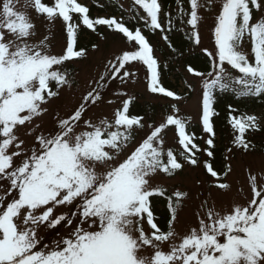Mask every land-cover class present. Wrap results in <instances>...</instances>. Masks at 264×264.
Returning <instances> with one entry per match:
<instances>
[{"label":"snow or ice","instance_id":"6c2138e0","mask_svg":"<svg viewBox=\"0 0 264 264\" xmlns=\"http://www.w3.org/2000/svg\"><path fill=\"white\" fill-rule=\"evenodd\" d=\"M31 12L47 25L62 22L61 52L53 50L51 27L41 35ZM128 12L131 21L91 17L78 0H0V264H264V152L258 166L244 165L242 182L232 179L237 154L256 156L252 135L264 133V115L229 106L232 139L219 162L213 119L217 90L264 96V0L179 5L194 45L201 44L206 14L214 16V49H203L211 71L187 67L203 80L199 123L206 139L181 114L185 95L163 84L145 35L159 31L175 51L172 14L160 0H133ZM100 27L125 47L106 56L81 91L80 72L70 64L102 50L109 37ZM84 29L100 41L90 49L79 43ZM141 68L146 91L168 99L158 120L130 111ZM102 106L112 107L111 115H98ZM170 131L179 150L167 143ZM197 168L210 178L195 180V223H185L190 191L165 184ZM159 198L166 201L163 220ZM50 230L59 238L49 244L41 233Z\"/></svg>","mask_w":264,"mask_h":264},{"label":"rangeland","instance_id":"374dc122","mask_svg":"<svg viewBox=\"0 0 264 264\" xmlns=\"http://www.w3.org/2000/svg\"><path fill=\"white\" fill-rule=\"evenodd\" d=\"M78 1L82 3H86L87 5H90L91 3V0H78ZM101 1L102 3H104L107 2L108 0H101ZM130 1L131 0H118V3H120V5L123 8V11L126 12L127 15H129L128 10L132 7ZM31 15L34 18H36L37 23L40 25L39 31L41 35L47 34L48 28L51 27L52 29L51 34L53 36L52 43L54 46L53 50L57 53L61 52L66 45V35L65 32L63 31L62 22L60 20H57L55 25L51 26L41 22V19L39 17H36L35 12H31ZM105 15L108 14L105 13ZM256 18L260 19L259 13H256ZM185 27L187 28L186 25ZM213 27H214V16L211 14H206L205 20L201 27V36H202L201 44L196 45L199 51H203V49L205 48H207L209 51H212L214 49V37L212 34ZM106 35H108L109 37L108 41L102 44V50L100 52L92 53L89 60L83 64H73L77 68V71L80 72V76L78 77V79L82 83L81 91H83L84 87H86L85 81L90 76L95 74L94 69H98V70L103 69L105 57L110 56L113 52H118L121 48L125 47L124 41L119 39L118 37H115L113 34L109 33L108 30L106 31ZM159 38L162 42L164 41L162 39V34ZM248 47L250 48V44L248 45ZM160 59L162 60V57ZM181 72L182 75L184 76V80L180 81L179 91L180 92L186 91L189 93L188 96H185L186 103L180 105L182 109L181 114L186 116H191L192 117L191 127L198 126L202 131V127L199 123V116L201 113V97H202V89H203V80L199 77L188 74V72L185 71L183 68ZM138 76L140 82L136 85V87H134L131 90V92H134L136 94L137 102L140 103L151 102L159 107L168 104L167 99H161L157 95L149 94L146 91L145 72L143 68L139 69ZM189 84L192 86L191 89L188 88ZM219 92L217 90L215 93V96L217 98H219ZM225 93H229V92L226 91ZM244 98L247 97H241L235 93L233 95L232 100H230L227 105L237 109L238 102ZM120 103L121 100H118L117 105L115 106H119ZM69 106H71V104H69ZM95 111L97 112L98 115L102 112L111 115L112 107L102 106L101 108L96 109ZM163 113L164 111L158 108V110L154 113L152 118L158 120L160 119ZM247 113L264 115V108L258 109L255 112L250 110L247 111ZM47 119L50 120L51 117L49 116ZM141 135H143V133H141ZM203 137L206 139L207 134L203 133ZM167 143L168 145L172 146L175 149L179 148L178 137L175 136L174 132L170 131L168 133ZM261 152L264 151H256V156L254 158L253 157L243 158L239 154H237L235 160H233L232 162L233 168L235 169V174L233 175L232 179L237 182H242L246 174V169L244 165L247 163H255L258 166L260 163L259 157ZM197 178H203L207 180L210 177L205 174V171L202 168L189 169L187 172L184 173L182 177L178 178L177 180H169L165 184V186L168 187L169 190H172L174 187H180L182 190L190 191V194L193 197V199L188 200L186 202V206L181 211V218L182 220L185 221V223H193V224L195 223V217L193 216V211L196 209L197 204L199 203V200L195 199L196 193L199 191V189L195 186V180ZM58 211L65 212L67 211V209L61 208ZM41 235L43 236L45 242H48L49 244L51 243L52 240L59 238V236L55 235L54 231L51 230L42 231Z\"/></svg>","mask_w":264,"mask_h":264},{"label":"trees","instance_id":"16d2710c","mask_svg":"<svg viewBox=\"0 0 264 264\" xmlns=\"http://www.w3.org/2000/svg\"><path fill=\"white\" fill-rule=\"evenodd\" d=\"M132 1V0H131ZM49 3L52 1L48 0ZM162 4V8L164 13L172 14V31L168 33L169 39L175 48V51L172 48H169L168 43L160 40L161 33L156 31L155 34L148 32L145 29V35H147L150 39V42L156 48V54L159 57H162L161 63V74H162V82L168 87L170 90H175L178 93L184 94L187 96L188 94L179 91V83L184 78L182 75V68L187 70V67L191 65L195 70L208 72L211 71V62L210 58L203 51H199L189 39H188V30L185 27V24L180 22V14H179V5L182 4L184 9H187L189 6V0H160ZM85 6L90 9L91 17H104V13H108L109 16H121L123 15L125 19L131 21V17L127 15L126 12L123 11L118 0H108L107 2L102 3L101 0H91L90 5ZM141 15L144 13L140 12ZM162 23H166V16L161 17ZM167 26V24H166ZM63 31L65 32L64 26ZM98 31L104 32L106 34L107 29L100 27ZM84 35L80 39L79 43L82 45H86L91 48L92 43H98L99 38L95 33H92L91 30L84 29ZM66 35V32H65ZM70 68L77 70L75 65L70 64ZM233 70V74L236 73ZM233 92H229V94L221 95L219 99L215 98L214 108L218 113L215 116L214 123L215 129L218 134L217 139V150H216V160L219 162L222 160V156L225 154V149L230 145L232 139V129L228 123L229 116V105L228 102L233 98ZM237 109L240 112L246 111H256L259 108H264V96H256L252 99H244L238 102ZM164 106H156L151 102L140 103L134 101L133 105L130 107V111L133 114H140L147 116H153L154 113L160 108L164 111ZM158 107V108H157ZM191 131H194L198 136H203L202 131L198 126H192ZM253 141L257 145L256 151H264V133H255L252 135ZM201 147L204 146L203 140L198 141ZM179 148L174 150H179ZM171 191V190H170ZM157 211L160 215L161 219L167 217L166 211V201L164 198H159L157 203Z\"/></svg>","mask_w":264,"mask_h":264}]
</instances>
